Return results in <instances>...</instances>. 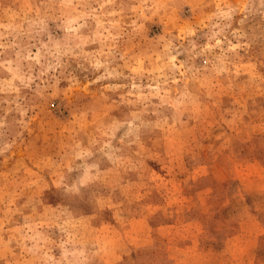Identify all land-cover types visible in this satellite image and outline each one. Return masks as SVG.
<instances>
[{
	"label": "rangeland",
	"instance_id": "obj_1",
	"mask_svg": "<svg viewBox=\"0 0 264 264\" xmlns=\"http://www.w3.org/2000/svg\"><path fill=\"white\" fill-rule=\"evenodd\" d=\"M0 264H264V0H0Z\"/></svg>",
	"mask_w": 264,
	"mask_h": 264
}]
</instances>
